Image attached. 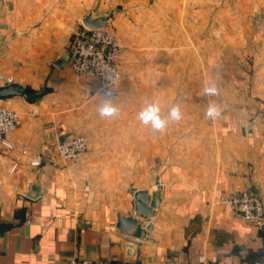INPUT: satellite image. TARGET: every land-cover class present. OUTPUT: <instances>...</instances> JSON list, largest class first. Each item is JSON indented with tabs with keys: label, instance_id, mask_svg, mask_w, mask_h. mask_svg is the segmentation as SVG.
<instances>
[{
	"label": "crops",
	"instance_id": "0c3cea01",
	"mask_svg": "<svg viewBox=\"0 0 264 264\" xmlns=\"http://www.w3.org/2000/svg\"><path fill=\"white\" fill-rule=\"evenodd\" d=\"M199 1L201 24L209 32L216 19L211 10L216 8L211 0ZM228 1L218 2L215 25L220 27V39L234 43L235 51L251 58L255 54L247 42L252 36L243 33V26L264 25V7L257 0ZM194 2L0 0V86L18 83L24 90L48 89L36 100L27 95L0 98V105L19 113L16 130L7 135L13 148L0 146V264H64L73 255L110 264L264 261V229L235 217L228 205L218 202L222 192L245 189L264 201V65L251 59L247 71H238L254 76L247 84L236 81L233 102L226 96L224 102L217 100L219 118L208 119L204 111L190 110L163 133L137 119L145 101L160 100L162 116L169 111H163L162 98L132 96L140 88L141 75L136 78L125 72L120 96L111 99L118 115L101 118L98 108L105 96H86L80 82H92L86 77L78 81L70 66L74 32L85 15L112 12L109 26L154 25L155 41L161 44L153 55L162 61L170 58L172 69L173 59L183 52L174 46L176 41L180 45L209 41L203 34L194 38L190 29L181 37L164 34L163 26H175L173 12L193 8ZM192 18L180 19L176 25H194ZM137 55H132L137 66L144 68L134 62L130 68L146 70L149 65L141 60L145 55L142 51ZM174 74L161 89H180ZM191 101L206 104L203 98ZM178 103L172 98L170 105ZM71 133H81L87 141L86 153L74 163L62 160L56 148L57 141ZM37 159L40 163L34 165ZM131 188L160 199L150 231L144 228L143 217H138L137 232L125 233L117 227L119 213L134 215ZM215 254L217 260L212 262ZM201 255L204 263L199 261Z\"/></svg>",
	"mask_w": 264,
	"mask_h": 264
},
{
	"label": "rangeland",
	"instance_id": "374dc122",
	"mask_svg": "<svg viewBox=\"0 0 264 264\" xmlns=\"http://www.w3.org/2000/svg\"><path fill=\"white\" fill-rule=\"evenodd\" d=\"M194 1H195L194 5L192 6L193 8L189 7L187 9H178L177 11L173 12V15L176 19V23L178 20L181 21L180 19L184 20L185 18L190 19L194 17L192 18L194 19L192 20V22H194V25H189V24L187 25L182 23V25L178 26L176 25V23H173V25L175 26L168 25L162 27L164 34L171 35L173 33H177L178 36L181 37V35H187L186 33H188V30L190 29L192 34L195 35L194 38L197 39L202 38V36L200 35L203 34L209 38V41L202 43V41L194 40L189 43L187 42L181 43V45L179 44V42L176 41L174 43L175 44L174 46H178V48L176 49H180L183 52H181L182 54L180 56L173 59L174 65L172 69H171L172 64L170 58H167L166 60L162 61V58H155L153 55L152 51H154L156 45L160 46L161 44L160 42L156 43L155 41L156 27L154 25L138 26V24H135L134 26H130V27L121 25L118 28L114 25H110V26L108 25L106 27L116 36V38L119 40L121 44L119 57L117 60V66L121 73L120 84L123 82V80L124 81L126 80L128 74H130L131 76L132 73L134 77L136 74L141 75V79L138 81V83H141L140 88L137 90H133L132 96L147 97L148 100L153 99L154 101L156 99L162 98V103H164L165 105L161 107L164 112H165V108L167 109L171 108L170 102L172 98L178 99L179 101L178 106L180 107L182 113L183 112L187 113L190 110L193 113L196 112L201 113L203 111L206 112L208 107V105L206 104L209 98H210V103H215V104L219 103V101L217 100L224 102V96H226L231 102H233L236 92L235 90L236 81L238 83L247 84L248 82H250V79L254 76V74L242 75L238 71H243V70L247 71L246 68L251 65L250 63L251 59H253L254 63L259 62L260 66L264 65V43H263L264 25L249 24L247 26H243V33L252 36L251 38L248 39L247 45L250 46V48L253 50V54H255V56H252L251 58L248 57L247 54L243 57L245 53L239 50L235 51L234 43H226L220 39L222 34L220 31V27L218 25H215L217 23V19L219 18V11L217 10L219 0H211V6L216 8L215 10H211L212 18L214 19L216 18V19L214 21L212 20L213 22L212 25L210 26L209 32L207 27L206 26L204 27L201 24L202 21V11L200 4L201 1L199 0H194ZM230 1L245 2L248 0H244V1L230 0ZM257 1L260 2V5H263L262 6L263 8L264 0H257ZM187 4L188 3H185V5ZM262 11L264 13V10ZM151 21L153 24L152 14H151ZM170 21H172V19H170ZM231 29L234 30L233 28ZM232 37H234V34L232 35ZM170 44L172 43L170 42ZM162 45H166V42H163ZM189 49H193L192 54L191 52H188ZM129 50L130 51L133 50L135 52H130ZM139 51H142L146 57V58L142 57L141 60L145 65L148 64L149 66L145 67L146 70L136 69V71H132V69L130 68L131 62H134V65L138 68H144L141 66H137L138 59L135 58V56H132V55L138 56L137 52ZM155 62H156V68L154 67ZM122 65H124V68L125 66H127L129 68L130 73L126 68L124 71ZM162 68L164 69L161 70ZM173 71L175 72L174 78L177 79L179 83L178 85H180L179 86L180 89L179 90H176L175 88L173 90H171L170 88L167 90L161 89L160 87L167 86L165 82L166 80L170 79V73ZM125 72L128 74H126ZM163 72L166 73V79H164L163 77ZM136 78H139V76L136 75ZM87 79L88 82L91 81L92 84L90 85V83L89 84L87 83L85 85L92 86L94 84V81L89 78ZM127 81H130L129 83L132 82L131 80H127ZM209 81H215L219 89L218 96L206 97L201 94L205 82L208 83ZM120 84H119V89H120ZM133 85L134 83L132 82V86ZM182 87H184V89H181ZM97 94L100 95L101 93H97ZM101 95L105 96L104 94ZM194 98H199L200 100H202L203 98L206 101V104L204 106H202L201 104L197 106V104H195L194 101H191L194 100ZM155 102L159 104L160 100H157ZM71 135H82V134L71 133L65 135L64 138L62 140L59 139L57 143L63 141L65 138ZM76 161H68V162L74 163ZM222 193H229V192H222Z\"/></svg>",
	"mask_w": 264,
	"mask_h": 264
},
{
	"label": "built area",
	"instance_id": "2783aa9c",
	"mask_svg": "<svg viewBox=\"0 0 264 264\" xmlns=\"http://www.w3.org/2000/svg\"><path fill=\"white\" fill-rule=\"evenodd\" d=\"M121 44L116 36L107 28L91 29L81 25L74 32V38L70 48L69 62L71 69L78 81L87 77L94 81L92 86L80 82L81 89L86 96L97 93H112L111 98L120 95L119 84L121 73L117 66ZM19 121V113L11 108L0 105V146L10 149L13 144L8 134L16 130ZM59 157L64 161H76L87 151V141L82 135H71L56 145ZM26 153V149H22ZM34 165L40 163V159L33 160ZM17 167L15 163L12 171ZM218 202L227 204L235 217L241 218L259 229H264V201L261 196L252 189L221 193ZM217 260L213 255L212 262ZM204 263V255L199 257ZM64 264H110L105 259L85 258L81 255L70 256ZM254 264H264L257 261Z\"/></svg>",
	"mask_w": 264,
	"mask_h": 264
},
{
	"label": "water",
	"instance_id": "95a60500",
	"mask_svg": "<svg viewBox=\"0 0 264 264\" xmlns=\"http://www.w3.org/2000/svg\"><path fill=\"white\" fill-rule=\"evenodd\" d=\"M112 16V12L107 15L94 16L92 12L85 15L82 22L88 28H106L109 24V19ZM10 95H24L27 93L24 87L18 83H10L8 85L0 86V98ZM64 137L61 138V140ZM134 194V215L124 216L118 214L117 227L120 231L125 233L137 232L138 217L147 219V223L144 228L150 231L152 228L151 217L155 214V208L158 206L160 199L157 196L150 197L147 190H138L131 188L130 190Z\"/></svg>",
	"mask_w": 264,
	"mask_h": 264
},
{
	"label": "clouds",
	"instance_id": "9594fccd",
	"mask_svg": "<svg viewBox=\"0 0 264 264\" xmlns=\"http://www.w3.org/2000/svg\"><path fill=\"white\" fill-rule=\"evenodd\" d=\"M203 96H218L219 89L215 81H209L202 89ZM110 91L105 93L104 103L98 108V114L101 118H110L118 115L119 109L111 103ZM222 114V110L215 103H210L205 112V117L215 120ZM137 119L144 126H149L153 132L163 133L170 123L179 122L183 119V114L178 105L172 106L167 116L161 115L160 105L156 102L145 101L137 115Z\"/></svg>",
	"mask_w": 264,
	"mask_h": 264
},
{
	"label": "trees",
	"instance_id": "16d2710c",
	"mask_svg": "<svg viewBox=\"0 0 264 264\" xmlns=\"http://www.w3.org/2000/svg\"><path fill=\"white\" fill-rule=\"evenodd\" d=\"M48 89H43L41 92H36L33 89L26 88L25 91L27 93V97L30 100H36L40 98Z\"/></svg>",
	"mask_w": 264,
	"mask_h": 264
}]
</instances>
